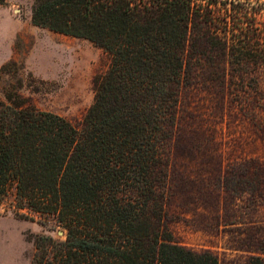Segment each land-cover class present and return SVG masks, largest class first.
<instances>
[{"label": "trees", "instance_id": "16d2710c", "mask_svg": "<svg viewBox=\"0 0 264 264\" xmlns=\"http://www.w3.org/2000/svg\"><path fill=\"white\" fill-rule=\"evenodd\" d=\"M242 1L34 0L33 25L94 43L110 65L80 130L21 94L18 62L0 69L16 79L0 99V196L15 189L17 208L66 235H33L31 264H221L175 241L165 189L187 67L224 58L252 86L264 73V9Z\"/></svg>", "mask_w": 264, "mask_h": 264}, {"label": "rangeland", "instance_id": "374dc122", "mask_svg": "<svg viewBox=\"0 0 264 264\" xmlns=\"http://www.w3.org/2000/svg\"><path fill=\"white\" fill-rule=\"evenodd\" d=\"M242 2L251 11L264 9V0ZM33 4L0 5V69L18 62L21 94L80 130L94 103V81L108 70L110 56L86 39L33 25ZM220 63L208 71L197 63L186 69L165 211L176 242L209 250L221 264H250L264 259V73L257 85L234 82L226 60ZM10 84L16 79L0 73V99ZM15 195L11 189L0 196V264H31L33 235H66L52 216L17 208Z\"/></svg>", "mask_w": 264, "mask_h": 264}, {"label": "water", "instance_id": "95a60500", "mask_svg": "<svg viewBox=\"0 0 264 264\" xmlns=\"http://www.w3.org/2000/svg\"><path fill=\"white\" fill-rule=\"evenodd\" d=\"M59 234H63V231H59Z\"/></svg>", "mask_w": 264, "mask_h": 264}]
</instances>
